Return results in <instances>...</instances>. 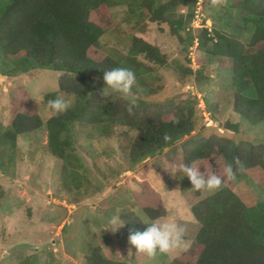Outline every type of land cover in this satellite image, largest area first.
I'll return each mask as SVG.
<instances>
[{"label": "rangeland", "instance_id": "obj_1", "mask_svg": "<svg viewBox=\"0 0 264 264\" xmlns=\"http://www.w3.org/2000/svg\"><path fill=\"white\" fill-rule=\"evenodd\" d=\"M8 3L0 0V8ZM229 4L224 0H199L190 31L179 30L178 35L171 33L168 24L131 18L125 5L109 8L102 15L112 31L93 54L97 61L112 53L128 56L131 37L135 36L158 48L167 63L162 67L139 55L136 60L144 65L146 74L141 78L146 86L131 90L128 97L119 93L104 96L103 78L96 75L86 80L95 93L132 106L135 116L159 110L165 115L186 105L193 111L195 126L188 136L134 167L126 165L118 145L126 148L135 130L116 124L105 131L91 128L97 101L90 100V104L85 103V117L73 124L75 143L69 150L73 157L70 168L63 169V161L53 156L48 146L46 124L52 116L44 96L57 93L56 98L70 100V108H74L75 100L58 92L64 73L36 66L23 72L0 47V264H91L96 250L97 255L116 264H172L184 251L149 257L128 243L130 232L125 225L115 233L105 227L117 214L122 220L133 214L140 221H151L142 210L148 188L160 197L166 210L163 218L185 226L190 246L196 241L200 225L191 208L217 190H193L187 177L174 178L167 167L184 163L185 151L202 139L221 137L236 144H264V125L251 126L234 110L231 69L225 61L208 57L206 50L198 47L200 30L205 27L238 39L237 31L222 27L221 16ZM188 8L175 13L184 17ZM251 34L249 26L239 39L247 43ZM19 87L30 96L42 125L10 141L6 134L11 130L14 91ZM247 182L256 199L264 203V186L249 179Z\"/></svg>", "mask_w": 264, "mask_h": 264}, {"label": "trees", "instance_id": "obj_2", "mask_svg": "<svg viewBox=\"0 0 264 264\" xmlns=\"http://www.w3.org/2000/svg\"><path fill=\"white\" fill-rule=\"evenodd\" d=\"M224 1L230 4L221 16L222 27L233 28L238 39L205 27L200 30L198 47L205 49L208 57L225 61L231 69L235 112L251 126L264 125V0ZM198 3L199 0H9L0 8V47L5 56L18 68L22 67L23 72L29 66H36L64 73L59 78L58 92L75 100L74 108L50 117L46 124L48 146L52 155L63 161V169L70 168L73 157L69 152L75 143L73 124L85 117V103L90 104V100L97 101L91 128L105 131L116 124L135 130L126 148L118 145L129 167L194 130L193 111L187 105L165 115L159 110L135 116L132 106L123 105L118 98L100 97L86 80L96 75L103 78L106 71L117 67L129 68L136 74L131 89L134 91L146 86L141 78L146 71L137 62V56L143 55L147 62L162 67L167 63L158 48L135 36L131 37L128 56L117 57L112 53L97 61L93 54L112 31L102 18L107 9L125 5L131 18L168 24L171 33L178 35L179 30L190 31ZM182 8H188L184 17L175 13ZM249 26L250 40L243 43L239 38ZM17 90L12 100L11 130L6 134L10 141L42 125L30 96L23 87ZM56 95L52 93L44 98L55 99ZM119 104L125 108L119 109ZM185 110L189 112L185 114ZM193 161L201 166L202 172L206 168L220 175L224 183L214 194L192 206L191 213L200 225L196 241L172 264H264V203L256 199L247 182L249 179L264 186V144H236L221 137L202 139L185 151L184 163ZM229 165L233 169L232 179L224 171ZM146 193L142 202L146 217L151 221L165 217L160 197L149 188ZM123 218L129 232L144 230V223L135 215ZM98 252L91 264H116L97 255Z\"/></svg>", "mask_w": 264, "mask_h": 264}, {"label": "clouds", "instance_id": "obj_3", "mask_svg": "<svg viewBox=\"0 0 264 264\" xmlns=\"http://www.w3.org/2000/svg\"><path fill=\"white\" fill-rule=\"evenodd\" d=\"M136 83V74L133 70L124 67H117L106 71L103 76L102 95L108 96L113 93H119L128 97L133 85ZM71 106V101L62 96L47 101L49 115L55 116L66 112ZM169 139L165 137V140ZM172 176L177 179L187 177L196 191L213 192L220 189L224 180L215 172L204 168L195 161L192 163L172 164L167 167ZM225 175L228 179L233 178V169L229 165L225 168ZM147 227L143 231H130L128 243L136 251L145 253L149 257L157 253L168 254L177 251H187L190 247V241L185 238L186 228L184 225L169 218H157L152 221H142ZM125 221L120 215L111 216L105 227L112 232H116L124 226Z\"/></svg>", "mask_w": 264, "mask_h": 264}]
</instances>
